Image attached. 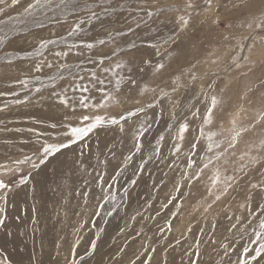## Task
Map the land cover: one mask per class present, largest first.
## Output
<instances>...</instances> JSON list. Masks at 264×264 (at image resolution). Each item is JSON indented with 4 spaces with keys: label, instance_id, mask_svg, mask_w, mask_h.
Returning a JSON list of instances; mask_svg holds the SVG:
<instances>
[{
    "label": "rangeland",
    "instance_id": "obj_1",
    "mask_svg": "<svg viewBox=\"0 0 264 264\" xmlns=\"http://www.w3.org/2000/svg\"><path fill=\"white\" fill-rule=\"evenodd\" d=\"M32 2L20 0L12 6L11 0H5L0 5V38L6 37L0 44V93L8 94L0 96V108L4 109L0 111V164L11 167L39 146L35 131L29 129L51 135L55 130L45 128V124L61 118L77 122L84 109L77 108L73 114L56 104L50 93L72 83H88L92 72L108 80L111 74H105L104 68H115L119 62L127 65L119 70L125 77L120 91L108 86L118 103L98 114L115 115L141 107L144 110L121 125L97 130L38 172L30 171V165H21L20 173L4 177L13 188L3 193L6 203L0 202L7 217L0 228V264H68L70 246L76 243L78 264H149L145 259L148 256L150 264H189L186 251L199 253L192 257L197 264H237V255L249 245L253 230H259V220H264V194L258 195L251 188L254 183L264 182V149L259 147L264 139V120H258L264 114V26H258L264 18V0H213L211 7L204 0H191L194 9L187 8L189 0H68L67 4L51 0L50 6L26 13L25 7ZM93 12L100 19H91ZM189 12L191 21L183 30L179 17H187ZM36 17L48 26L37 28L33 23ZM51 18L62 22L53 26ZM80 19L87 24L81 32H73ZM217 19L221 21L218 25L214 23ZM21 29L22 33L18 31ZM113 36L114 43H98ZM170 36L175 37L174 42L164 43ZM41 38L60 41L41 57L51 62L52 68L45 66L36 73L35 60L4 62L5 52L30 51ZM81 41H95L96 47L71 48ZM132 42L137 48L125 55L121 49ZM152 43L157 48L148 46ZM239 45H243V52H239ZM54 51L69 54L58 58ZM236 53L248 55V62L241 61L239 68L232 63ZM102 56L103 65L92 63ZM161 63L165 67L157 71L156 65ZM192 73L197 76L195 81L190 80ZM129 76L136 81L135 87L129 85ZM32 77L43 81L40 93L29 92L17 83ZM177 77L180 86L173 84ZM34 86L41 85L33 80L29 88ZM145 86L147 92L143 91ZM161 90L169 95L161 99ZM17 92L19 95L14 94ZM87 95L95 102L101 99L95 88H90ZM213 95L219 104L213 123L205 125L203 117ZM18 100L28 103H16ZM148 103L153 107H147ZM94 111L88 109L89 113ZM233 122L236 128L248 130L238 138L234 149L205 170L200 181L181 189L175 227L161 238L165 217L175 212L172 204L164 207L166 198L173 193V181L181 180L184 154L190 152V144L199 140V156L204 155L201 149H206L210 133H216L214 139L224 140L226 145L233 134ZM180 123H188L189 130L177 159L172 150L174 142L180 143L175 140ZM141 125H150L143 139L144 149L129 161L127 156ZM201 128L204 137L199 135ZM160 136L165 140L159 156H153ZM250 157H258V162L251 163ZM141 163L142 173L138 172ZM172 163L175 169L170 167ZM242 165H247L243 172ZM216 168L223 175L235 176L236 181L229 194L205 212L211 200L208 186ZM20 176L27 183L20 184ZM101 177L105 186L98 182ZM132 179L137 181L135 186L130 183ZM113 181L116 183L109 190L106 185ZM43 194L49 199L42 200ZM249 195L252 198L247 200ZM189 227L191 232L186 231ZM97 235L98 251L92 255L86 249ZM176 239L181 245L175 244ZM194 241H200L199 248ZM223 245H228L227 251ZM142 248L156 251L144 252Z\"/></svg>",
    "mask_w": 264,
    "mask_h": 264
},
{
    "label": "snow or ice",
    "instance_id": "obj_2",
    "mask_svg": "<svg viewBox=\"0 0 264 264\" xmlns=\"http://www.w3.org/2000/svg\"><path fill=\"white\" fill-rule=\"evenodd\" d=\"M12 6H16L20 3V0H11ZM65 4L68 3V0H63ZM5 0H0V5L4 4ZM205 5L208 7L212 6L213 0H204ZM51 4V0H34V2L29 3L24 11L26 13L32 14L33 10L38 7H48ZM188 9H194L195 5L189 0V3L187 5ZM75 14V13H73ZM149 16H152L153 13L149 12ZM91 19L98 20L100 19L99 16L93 12ZM180 24L182 26L183 30H186L188 25L191 21V12H189L188 16H180L179 17ZM61 19L58 18H51L50 23L54 26L56 24L61 23ZM66 23V21H63ZM33 23L37 26V28H45L48 25L44 20L39 19L38 17L34 18ZM215 24H220L221 21L219 19L214 21ZM87 21L84 19H80L77 23H75L73 27V32H81L82 26L86 25ZM258 26H264V18H261L260 24ZM249 27H251V24H249ZM17 31V30H13ZM19 32H23V30H18ZM71 35V33H70ZM117 36L123 35V33H117ZM227 38V37H226ZM4 38H0V44L3 43ZM116 40V37L113 36L111 39H100L98 43L100 45H105L108 43H114ZM175 37L170 36L168 37L164 43H172L174 42ZM60 43L57 39H44L41 38L39 40V43L36 47L32 48L30 51L27 50H21L20 52H5L3 56V60L7 64H13L17 60H35L36 63L34 65V71L36 73H40L43 70V67L52 68L53 64L51 62H46L45 60L41 59V57H44L45 52L50 49L51 46L58 45ZM151 48H157V44L152 43L148 45ZM82 48L87 50H92L96 47V42H89V41H81L79 45L73 44L71 48ZM239 52L244 51L243 45H239ZM137 48V44L135 42H132L131 44L127 45L126 49H121V51L127 55L129 52H131L133 49ZM251 49H248V53L250 54ZM69 54L68 51H54L55 57H67ZM78 55L81 53H77ZM105 57H101L99 61L92 60V63L94 64H104ZM241 61H243L245 64L248 62V55L240 56L239 53H236L232 57V63L235 65V67L239 68L241 66ZM135 61L133 60L132 63ZM213 63H216V61H213ZM127 67V65L123 62H119L115 64V68H104L103 71L105 74H111V78L108 80L102 79L99 76H97L96 72H92L89 74V81L88 83H81V84H75L72 83L68 87L61 88L60 91H53L50 93L52 97L55 98V103L58 105L63 106L64 109H69L73 114L76 113L77 108H82L84 111L79 115L77 118L76 123L68 122L66 118H61L59 120H56L55 122L45 124V128H50L55 130L54 134H49L47 131H39L34 129H29V131H35V135L37 136V140L35 141L36 144H38V147H35L33 149V152L31 155H25L22 159H17L13 162V166H9L7 164H0V202H5L7 198L3 195L5 191L11 192L13 188V184L8 182L4 179L5 176H12L15 174H18L21 172V165H30V171L38 172L43 167H47L50 163L56 161L59 159L60 156L65 155V150L70 149L73 145L79 144L81 141L85 140V138L91 136L94 132H97L99 129H104L109 126H116L121 125L122 122H126L132 117L136 116L137 114L143 112V108H136L134 110H129L124 113H118L115 115H107V114H98L101 109L107 110L111 104L118 103V101L115 99L113 92L108 90V86L111 85L113 90L115 92H119L122 84L125 82V77L119 74V70L122 68ZM164 64H158L156 65V70L160 71L164 69ZM195 67V65H193ZM63 78V77H61ZM80 80H84V77H78ZM128 83L131 87L136 86V81L132 79L130 76L127 78ZM197 79V76L195 73H192L190 75V80L195 81ZM35 81L36 83L40 84V87H33L29 88V84L32 81ZM20 84L23 89L29 91V92H36L40 93L42 91L43 87V81L39 79V77H32L25 78L22 80H19L17 82ZM173 84L179 85V77H177ZM53 88L56 87V85L53 83ZM213 85L210 83L208 85V88L211 89ZM90 88H95L96 91H98L101 94V99L99 102L92 101L91 98L87 95L90 91ZM176 89L173 88V92ZM143 91L147 92L148 88L145 86ZM152 91H155V89H152ZM162 91V96L166 97L169 95L167 92ZM203 91V89H202ZM71 93V95H70ZM79 93V98L77 99L76 94ZM15 95H19V93H14ZM8 95L7 93H0V96ZM139 101H137L138 103ZM16 103H28L27 100H18ZM219 104L218 98L216 95H213L211 97L210 106L207 109V112L205 116L203 117V123L205 125H211L213 123L214 119V110L217 108ZM94 109L95 111L92 113L88 112L89 108ZM147 107L151 108L153 107L152 103H148ZM3 108H0V111H3ZM195 115H199V111L195 113ZM258 120H264V114H261L258 117ZM35 123H44L43 121H34ZM150 125L145 126L141 125L137 131L136 135L134 137V146L130 152V154L127 156V159L131 161L135 155H138L142 152L144 149V143L143 139L145 137L146 132L149 130ZM189 130L188 123H180L178 126V130L176 133L175 140L179 141L180 143H173V150L172 155L174 157H177L179 159V155L181 153V147L182 142L185 139V133H187ZM247 128H236L235 123L233 122V134L231 135L230 139L227 140V143L225 145L224 140H216L214 137L217 135L216 133H210L207 135V144L206 149L202 148L201 150L204 152L203 156H199V153L197 152V146L199 144V140H196L195 142L190 144V152L185 153L184 157L186 160L185 169L181 174V180L180 181H173L172 189L173 193H169L168 197L166 198V202L164 207L167 208L169 204H172V207L175 209V212H171L169 217H165L164 225L160 229V235L161 238L166 233H171L175 227L173 224V220L176 219L177 215L179 214V205L181 204V198L183 196V193L181 192L182 188H190L194 182L200 181L203 177L205 170L209 169L210 166H214L218 162L222 160L223 157H225L231 149H234L236 147V144L238 143V138L242 135L243 132H246ZM19 131V129H17ZM121 131H123V128H121ZM199 135L201 137L205 136L204 129L201 128L199 130ZM47 137V138H46ZM165 140L164 136H160L159 140L157 142V146L152 150L153 156H159L160 150L163 144V141ZM51 141V142H49ZM259 147L261 149H264V139L260 141ZM223 149V150H221ZM198 157V158H194ZM149 159H152V157H149ZM241 160L244 159L243 156L240 157ZM250 162L255 164L258 162V157H250ZM170 167L173 169L176 168L175 163L170 164ZM247 167V165H242L240 168V171L243 172L244 169ZM144 171V164L141 163L138 169V172ZM31 178V177H29ZM187 182L186 184L184 182ZM234 181H236L235 176H227L223 175L219 168H216L214 171V174L211 177V183L210 186H208L207 196L211 197V200H209L205 207L204 211L207 212L209 209L213 207V205L219 201H221L224 197H226L229 192L234 188ZM20 184L27 183V180L24 179L23 176H20L19 181ZM99 184L101 186H105V183L103 181V178H99ZM116 181H113L111 184H107L106 186L111 190V188L114 186ZM130 183L135 186L137 181L135 179H132ZM251 188L254 190H257V194H264V182L260 183H254L251 185ZM125 192L128 191L127 188L124 189ZM252 197L246 196L247 200H250ZM114 199V198H113ZM175 202V203H173ZM107 203V201H105ZM246 206V205H245ZM101 209L103 208V205L99 206ZM112 213L109 212V215ZM261 215H264V210H262ZM6 214L5 209L0 207V228H3L5 226L6 221ZM259 230H253V235L249 240L248 246H243L242 251L237 255V264H264V220H259ZM232 227H235L233 224ZM186 231L191 232V228H187ZM203 234V233H202ZM183 235V233H181ZM100 240V236L97 235L93 241L89 242V246L86 249V252H90L92 255L97 254V242ZM196 244V247L199 248L200 241H194ZM176 245H181V240L176 239L175 240ZM79 247V244H73L70 246V259L68 260V264H78V261L80 258L76 254V248ZM225 251L228 250V245H223ZM144 252L151 251L155 252V248H142ZM189 255V264H197V261L193 259V256H198V252L194 253H186ZM146 261L151 262V257H145ZM82 264H88V261H83ZM143 264V262H142Z\"/></svg>",
    "mask_w": 264,
    "mask_h": 264
},
{
    "label": "bare ground",
    "instance_id": "obj_3",
    "mask_svg": "<svg viewBox=\"0 0 264 264\" xmlns=\"http://www.w3.org/2000/svg\"><path fill=\"white\" fill-rule=\"evenodd\" d=\"M39 192H40V191H39ZM71 192H72V191H71ZM69 194H70V193H69ZM43 196H44V194H43ZM45 199L48 200L49 197H45V196H44V198H43L42 200H45Z\"/></svg>",
    "mask_w": 264,
    "mask_h": 264
}]
</instances>
